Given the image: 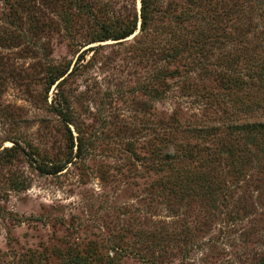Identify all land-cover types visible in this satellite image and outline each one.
Listing matches in <instances>:
<instances>
[{"label": "rangeland", "instance_id": "rangeland-1", "mask_svg": "<svg viewBox=\"0 0 264 264\" xmlns=\"http://www.w3.org/2000/svg\"><path fill=\"white\" fill-rule=\"evenodd\" d=\"M54 1L0 0V264H261L262 153L231 177L221 140L187 128L264 123L263 81L238 52L264 46V0H158L145 30L92 43L95 21L140 19V0H89L96 20ZM49 63L76 71L46 97ZM62 97L86 150L45 174L29 154L68 158Z\"/></svg>", "mask_w": 264, "mask_h": 264}, {"label": "trees", "instance_id": "trees-1", "mask_svg": "<svg viewBox=\"0 0 264 264\" xmlns=\"http://www.w3.org/2000/svg\"><path fill=\"white\" fill-rule=\"evenodd\" d=\"M58 0L51 2V3H57ZM141 2V14L140 19L138 17V14L136 13L133 18H116L113 20V24H105V23H98L95 21V24L99 25L98 30L95 32L93 38L88 42H96V41H104L108 39H114V40H121L124 38H127L135 33L138 22H140L141 28L140 30H145L149 22L151 21L152 15L155 13V6L157 5L158 0H140ZM261 4V3H260ZM259 4V5H260ZM66 8L75 7L80 9L81 11H84L86 15L93 16V10L91 8L89 0H70L69 6L68 3H65ZM264 6V3L262 4ZM234 11V10H233ZM251 9H241L239 10L237 16L242 18L246 21H251ZM232 17V15H230ZM30 19L32 20L31 16ZM95 19V18H94ZM96 20V19H95ZM233 21V20H231ZM235 29L237 27L235 26V23L233 24ZM38 26L36 23H33L31 28L36 32L38 30ZM242 26V25H241ZM254 46V45H253ZM261 51V55L259 54V51ZM240 52V56H243L246 58L247 55H250L252 57L251 65L256 69L257 75L261 78L264 85V46L263 44L256 43L254 48L250 46V44H247V49ZM243 55V56H242ZM231 63H234L233 60H231ZM70 64H66L64 66H60L57 64H48L46 73L44 74V81H45V92L46 97L48 92L50 91L51 87L53 85L57 86L58 93H60V88L64 82L68 79L69 76L73 75V73L76 71V68L71 69ZM71 69V70H70ZM179 71V70H178ZM234 82V86H237L238 83L240 84L239 80ZM230 83V82H229ZM241 85V84H240ZM74 105L71 104L70 100L62 97L60 98V101L55 102V104L52 106L53 110L55 111L56 115L60 117V120L64 123L68 134H69V145H68V158H66L65 161L61 162L59 160H51L47 158V156L41 155L39 156V152L30 151V156L33 157L34 163L37 167V169L41 173L45 174H58L59 172H62L66 167L67 164L72 162L75 157L80 156L85 150V142L82 139V137L74 136L72 134V131L70 129V125H76L78 127V124H76V110H74ZM204 126H210V125H200L197 127H188L187 129L190 132V135L193 136V132L197 131H204V135H210L212 137H215V139H220L221 142L218 144L220 147L215 148V152L218 151L217 154H215V162L218 161H224L227 164H231L232 170L230 171V176L237 177L240 174V170H244L246 166L249 164L250 155L247 156V153L252 150H258L262 153L263 159L261 160L263 162L262 164V172L261 174L264 175V123H241L240 121H233L230 124L223 125L222 123H216L215 128L213 130H205ZM225 137H223V135ZM208 137V136H207ZM14 144L10 146V150L16 147L18 145V139L12 140ZM232 141H236L240 143V146L235 147L231 143ZM77 147V150L74 154V148ZM186 148V147H185ZM190 148V147H189ZM255 148V149H254ZM188 148H186L187 150ZM219 149V150H216ZM39 153V154H38ZM213 153V152H211ZM175 153H167L165 155L168 156V159L166 160V163H169V161H172L174 158L178 159L179 156L174 155ZM225 154L226 159L220 158V155ZM247 156V157H246ZM253 157V156H252ZM221 159V160H220ZM236 165V166H235ZM217 165H215L216 168ZM228 167V165H227ZM222 173H219L216 171L215 173V180H224L226 177L222 175L224 178H221ZM211 175V174H208ZM210 180V179H209ZM223 182V181H222ZM217 183V189L215 190V194H217L218 189H221L222 191L227 190L226 186H224L223 183H220L219 181ZM226 188V189H225ZM225 189V190H224ZM72 262L76 264H89L87 261H82L81 258H76L75 260H72ZM261 264H264V261L261 262Z\"/></svg>", "mask_w": 264, "mask_h": 264}]
</instances>
